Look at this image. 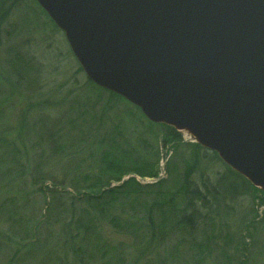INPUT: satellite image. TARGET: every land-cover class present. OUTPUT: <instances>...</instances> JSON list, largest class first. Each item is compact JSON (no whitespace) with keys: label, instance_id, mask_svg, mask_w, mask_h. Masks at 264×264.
<instances>
[{"label":"rangeland","instance_id":"1","mask_svg":"<svg viewBox=\"0 0 264 264\" xmlns=\"http://www.w3.org/2000/svg\"><path fill=\"white\" fill-rule=\"evenodd\" d=\"M43 12L34 0L0 1V22H4L0 28V264H57L58 260H53L55 248L60 246L59 226L51 223L60 217L61 209L67 211L70 204L77 203L65 200L80 190L75 189L73 177L105 168V153L126 162V166L147 161L155 165V178L129 174L120 183L132 179L145 187L160 182L164 192L172 193L191 170L190 185L204 195V184L220 192L222 205L212 201L214 210L201 209L209 214V220L198 226V250L191 251L190 264H264V192L236 172L237 176L230 174L217 153L200 146L196 149L185 133L179 132L180 142L163 144L167 128L171 127L152 124L126 100L115 98L110 102L107 91L89 85L83 70L77 72L80 65L64 33ZM25 109H29L24 121L29 131L25 129L21 135L14 130L20 129L19 120ZM59 132L58 142L65 151L62 156L53 153L48 138ZM79 132H83V141L78 147L73 141ZM41 177L45 179L43 185V181H38L34 186ZM40 189L45 191L46 198ZM56 189L64 198L57 213L52 209L57 203L52 205L50 199L51 191ZM212 198L209 197L210 203ZM178 199L175 203L182 210L188 198L181 195ZM45 207L51 208L48 216ZM119 212L116 210L113 215L125 221L126 216ZM127 214L139 216L138 208L135 215L131 211ZM42 215L50 224L38 229L41 249L32 250L35 253L31 256L23 250L17 255V245L4 236L10 231L23 235L24 227L18 224L19 220L33 222ZM170 220L169 217L164 233ZM135 225L138 236L133 233L131 237L137 238L136 245L140 242L148 249V258L155 257L158 242L150 244L149 239L143 238L150 234L146 224ZM99 229L102 237L114 245L120 260L133 264L141 249L133 247L132 238L119 235L106 224ZM168 235L169 239L174 236ZM168 246L172 259L167 264H177L182 254L172 250L174 243ZM65 251L69 253V246Z\"/></svg>","mask_w":264,"mask_h":264},{"label":"water","instance_id":"2","mask_svg":"<svg viewBox=\"0 0 264 264\" xmlns=\"http://www.w3.org/2000/svg\"><path fill=\"white\" fill-rule=\"evenodd\" d=\"M87 79L264 192V0H34Z\"/></svg>","mask_w":264,"mask_h":264},{"label":"trees","instance_id":"3","mask_svg":"<svg viewBox=\"0 0 264 264\" xmlns=\"http://www.w3.org/2000/svg\"><path fill=\"white\" fill-rule=\"evenodd\" d=\"M0 1L5 2V0ZM2 23L4 24V22H0V28L1 25H3ZM22 65L27 67V64ZM77 72L81 73L82 69L79 67ZM21 82H23V78H20L19 83ZM88 83L95 89L103 91L93 83ZM26 89H28V86H26ZM108 97L110 102L115 98L122 99L113 93H108ZM28 110L25 109L26 112H22L24 116L22 120H19L20 129L14 130L21 135L24 134L23 131H29L27 125L24 123L29 113ZM81 133L83 132H79V135L76 136L73 145L78 147L81 145L83 141ZM166 137L162 140L163 144L173 143L175 140L176 142H180L181 139V135L170 128H167ZM48 138L53 144V153H56L58 156L64 155V147L58 142L60 139V132L55 136H48ZM0 144H2V142H0ZM36 145L39 146L40 143L38 142ZM194 147L196 149L200 148L196 144H194ZM103 163L105 168L100 167L95 173L94 171L87 174L78 173L71 180L75 189L79 188L80 190H76L77 194L75 193V196L65 198L68 202L73 203L77 201L76 205L70 204L69 210L67 211H62L61 209L60 212H58L61 218L55 217L54 221L51 223V225L55 224L59 226L58 243H60V246L55 248L53 261L58 260V262H56L57 264H126L125 261H121V258L117 256L114 245L111 244L108 239L102 237V231H100L99 228L106 224L108 227H111L114 232H118L119 235L132 238L131 242L133 243V247H139L141 249V251L138 252L139 255L134 259L133 264H167V262H170L172 259L170 247L168 246L171 245V243H174L172 250L182 254L177 264H190L188 257L191 251L198 250L197 239L200 236L197 230L198 226L209 220V214H204L201 209L205 211L214 210V207L211 205L212 201L216 202L218 205H222L223 196L220 192L218 190H210L208 186L204 184V193L207 195L206 196L203 192L198 190L197 187L190 185L189 175L191 170L186 172L182 183H180L178 188L172 193L164 192L162 189L163 183L160 182H157V185L150 183V185H145V187L137 184L132 179L120 183L123 176L129 174L155 178L156 175L153 172V169L155 170V165H151L149 161H147L139 163L142 166H147V169L140 167L136 162H130V166H126V162L121 163L106 153L103 155ZM148 169H150L149 172L147 171ZM227 171L237 176L235 172H232L229 168H227ZM238 177L241 178L240 176ZM44 180L45 179L41 177L33 185L36 186L38 181H43V185L45 182ZM81 183L82 185H80ZM114 184L116 186H112ZM246 184L248 185V183ZM231 189L232 187H229V191ZM39 191L42 196L45 197V191L43 189ZM51 193V196H53L50 198L52 199V205L54 202L57 203L52 209L57 213L58 206L60 205V207H62V199L64 198L57 189L54 192L51 191ZM181 195L188 198V203L182 210H179V203H175V200H180L178 198H180ZM210 196H213L211 203L209 199ZM141 197H143L144 200H140ZM45 205L48 207L46 203ZM137 208L139 216H128V211H131L132 215H135ZM165 208H167V211H165ZM50 210V207L45 209L47 216ZM116 210L120 211L119 215L122 217L126 216L125 221L121 220V217L119 218L113 215V212ZM169 217L171 218L170 224L167 232L164 233ZM136 222L143 223L144 225L146 224L150 230V234L144 236V239H149L150 244L155 240L158 242L155 249V257L150 256V258H148V249L141 245L140 242L139 246L136 245L137 238L131 237L133 233L138 236L137 229L135 228ZM18 224L24 227L23 235L19 234L17 236L10 231V233H6L7 237L4 236V239L17 245L18 248L15 250L17 255L20 250H23L26 251V255L31 256L35 253V251L32 250L37 249V251H39L41 249L38 244L40 242L38 229L42 225H49L50 223L46 220V216L42 215L39 220L35 219L32 222L30 220L21 219ZM129 232L132 233L129 234ZM169 233L170 235L171 233L174 234L171 239H169ZM67 246L70 248L69 253L65 251Z\"/></svg>","mask_w":264,"mask_h":264}]
</instances>
